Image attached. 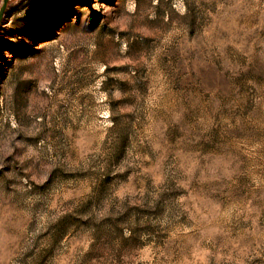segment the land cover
Instances as JSON below:
<instances>
[{"label": "rangeland", "instance_id": "374dc122", "mask_svg": "<svg viewBox=\"0 0 264 264\" xmlns=\"http://www.w3.org/2000/svg\"><path fill=\"white\" fill-rule=\"evenodd\" d=\"M0 264H264V0H10Z\"/></svg>", "mask_w": 264, "mask_h": 264}, {"label": "water", "instance_id": "95a60500", "mask_svg": "<svg viewBox=\"0 0 264 264\" xmlns=\"http://www.w3.org/2000/svg\"><path fill=\"white\" fill-rule=\"evenodd\" d=\"M10 0H3V4L0 8V26L3 22V18H4V15H5V11L7 9V6H8V3H9Z\"/></svg>", "mask_w": 264, "mask_h": 264}]
</instances>
